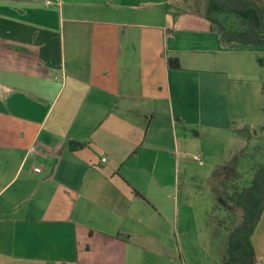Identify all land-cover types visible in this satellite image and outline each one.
Segmentation results:
<instances>
[{"label": "crops", "instance_id": "0c3cea01", "mask_svg": "<svg viewBox=\"0 0 264 264\" xmlns=\"http://www.w3.org/2000/svg\"><path fill=\"white\" fill-rule=\"evenodd\" d=\"M44 1L0 0V264H184L200 236L170 194L244 144L206 131L254 119L264 47L179 0ZM250 241L264 264V209Z\"/></svg>", "mask_w": 264, "mask_h": 264}, {"label": "rangeland", "instance_id": "374dc122", "mask_svg": "<svg viewBox=\"0 0 264 264\" xmlns=\"http://www.w3.org/2000/svg\"><path fill=\"white\" fill-rule=\"evenodd\" d=\"M255 1L258 3L263 2V0ZM179 2L181 1L179 0ZM188 5L187 9L183 5L184 11L204 16V0H189ZM195 6L199 8V12H196L197 8ZM179 11V8H175L167 13L174 16L173 12L177 13ZM227 23H231L230 18H227ZM247 56L250 62L252 61V68H254L255 80L254 83L250 82V88L254 86L256 92L254 119L243 124L237 122L233 128L227 125L223 126L222 123L217 128L206 131L208 135L220 137V139H227L231 135L242 138L244 144L235 147L234 150L232 147L226 148L224 157L221 160L205 158L204 166L201 168L204 171L203 177L196 179L193 177L190 180L181 181L178 191L170 194L171 202H173L172 196L174 195L176 198L175 203L185 199L187 207L190 208V218L194 225H197L195 231L200 236L198 245L191 243V246L192 244L196 246L195 248L198 249L199 253H192L186 248L184 264H192L195 255L202 262L200 251L203 252V257L207 254L216 264L222 261L226 234L234 226L228 220L229 212L225 207V196L246 186L251 179V168L257 164H264V50L255 49ZM258 60L263 62L260 63ZM232 84L237 87L242 86L239 82H232ZM191 162L194 163L192 159ZM226 164H232L235 168L231 167L230 169ZM193 167L195 166L193 165ZM215 173H218V175ZM235 215L237 217L236 222H238L240 211L235 210ZM256 239L257 237L254 238V241Z\"/></svg>", "mask_w": 264, "mask_h": 264}, {"label": "trees", "instance_id": "16d2710c", "mask_svg": "<svg viewBox=\"0 0 264 264\" xmlns=\"http://www.w3.org/2000/svg\"><path fill=\"white\" fill-rule=\"evenodd\" d=\"M189 7V0H180ZM204 19L211 32L217 35L219 43L226 48L236 49L247 46L251 49L264 47V2L255 0H204ZM260 2V1H259ZM196 12L198 7L195 6ZM227 18L231 23H227ZM262 63V60H258ZM169 69H179L176 58H167ZM83 147L78 142H70L68 149L74 151ZM228 168L232 164H226ZM235 167H233L234 169ZM248 184L225 196L229 223L234 225L225 237V251L219 264H255V253L250 241L264 209V164L251 168ZM218 175V173H215ZM235 210L240 211L237 221ZM222 226V224H221Z\"/></svg>", "mask_w": 264, "mask_h": 264}, {"label": "built area", "instance_id": "2783aa9c", "mask_svg": "<svg viewBox=\"0 0 264 264\" xmlns=\"http://www.w3.org/2000/svg\"><path fill=\"white\" fill-rule=\"evenodd\" d=\"M44 3L46 5H49L50 2L48 1H44ZM44 152L41 151V149L37 148L36 145H32L31 147H29L26 151H25V154L23 156V160L26 161L28 159H32L33 157L35 156H43ZM192 161L198 163V164H202V160L199 156L197 155H194L191 157ZM101 161L103 162L104 159H101Z\"/></svg>", "mask_w": 264, "mask_h": 264}]
</instances>
